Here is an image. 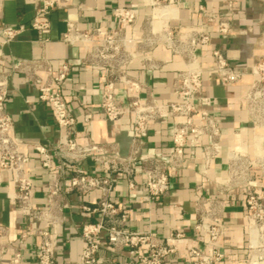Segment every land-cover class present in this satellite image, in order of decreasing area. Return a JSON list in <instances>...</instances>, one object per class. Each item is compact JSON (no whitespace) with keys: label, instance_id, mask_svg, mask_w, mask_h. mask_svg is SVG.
Wrapping results in <instances>:
<instances>
[{"label":"built area","instance_id":"built-area-1","mask_svg":"<svg viewBox=\"0 0 264 264\" xmlns=\"http://www.w3.org/2000/svg\"><path fill=\"white\" fill-rule=\"evenodd\" d=\"M31 1L39 2L30 28L37 34L35 42L41 52L36 57L11 58L8 68L0 70V182L4 174L12 186L6 197L16 212L44 224L20 235L21 238L35 236V264H58L55 260L58 235L54 228L62 221L60 196L70 192L97 194L91 204L78 207L85 218L79 229L83 245L78 264H97L100 237H104L113 252L127 250L131 264H163L176 252L174 245L163 242L149 230L127 229L128 213L111 199V194L115 175L133 188L134 178L139 174L148 199L161 198L170 189L172 173L197 158L207 168L220 156L218 144L223 139L220 119L207 109L212 102L210 97L200 94L206 72L226 86L249 78L240 96L245 124L233 133L243 135L249 126L251 141H240L226 150V174L216 181V186L221 192L235 188L243 191L245 264H264V201L257 184V179L264 181V51L255 56L247 70H239L211 43L213 30L220 36L231 32L242 0H225L223 13L209 12L200 4V20L192 24L180 18L179 0H138L136 4L114 5L110 9L116 22L113 29L102 25L80 28L76 22L65 19L58 40L66 46L80 48L76 64L63 58L52 60L44 53L52 40L50 12L66 8L72 0ZM24 28L20 24L0 22V59L3 46L14 41ZM259 45L264 48V31L259 36ZM157 48L165 50L170 58H156L153 52ZM203 57L210 59L209 69L203 67ZM135 62L148 74L161 71L168 62L178 63L171 83L172 97L157 100L149 86L129 72ZM76 67L91 68L102 74L97 108L108 124L107 142H96L90 135L95 110L77 93H65L66 80ZM15 74L26 78L35 89L38 102L49 108L59 130L53 145L23 142L15 136L14 120L5 108ZM75 108L80 109V122ZM163 120L170 124L168 155L141 152L149 127ZM124 124L130 136L127 154L119 152L115 140ZM30 152H35L39 165L49 175L44 207L34 204ZM87 159L93 162L94 170L81 168ZM196 202L203 208L194 225L201 246L184 247L186 263L219 264L224 259L225 227L217 201H202L199 197ZM7 231L8 227L0 223V253L8 247L4 241ZM182 236L176 232L169 238ZM9 264H23L19 251L12 252Z\"/></svg>","mask_w":264,"mask_h":264},{"label":"crops","instance_id":"crops-1","mask_svg":"<svg viewBox=\"0 0 264 264\" xmlns=\"http://www.w3.org/2000/svg\"><path fill=\"white\" fill-rule=\"evenodd\" d=\"M138 0H72L69 6L50 12L52 37L44 50L45 55L54 60L63 58L76 64L81 54L78 46H66L58 40L65 19L76 22L80 28L102 25L113 29L116 22L110 15V9L117 4H136ZM180 18L186 24L200 20L198 6L203 4L207 11L223 13L225 0H179ZM39 9L38 1L31 0H0V22L5 24L23 25L24 31L11 43L3 46L0 70L8 68L11 58H30L40 54L41 49L35 42L36 32L30 28L33 15ZM145 10H142L144 13ZM264 31V0H242L232 23V30L227 36H220L216 31L211 33V43L220 49L229 62L239 70H247L262 51L259 36ZM153 55L159 59L170 58L161 48L154 50ZM205 69L211 67L207 57L201 59ZM179 67L176 62H168L156 73H146L138 62L132 64L129 72L149 86L151 94L159 101L172 97V78ZM249 78H244L235 85L226 86L206 72L200 94L211 99L209 112L220 119L223 139L218 144L220 156L209 167L203 166L199 158L187 166L171 174L170 189L161 198L148 199L139 174L134 178L133 188L127 181L115 175V187L111 199L128 213L125 227L136 231H150L163 242L175 246L176 252L166 258L163 264H187L184 247L188 244L201 246L199 235L194 231V225L202 215V206L197 198L217 201L219 213L222 216L225 235L222 240L224 259L219 264H245L246 262V209L243 204V191L239 188L221 192L216 181L226 174V150L240 141H251V129L246 133H233L242 126L245 114L242 110L240 96L246 89ZM102 74L86 67H76L65 83V93H77L81 100L95 110L94 120L90 126V135L94 141L103 143L109 140L108 124L97 108L99 87ZM11 90L5 103L7 112L14 120V131L17 139L23 142L40 143L50 146L58 140L59 130L50 114L49 108L38 102L35 89L22 75L15 74L11 81ZM74 113L80 122V109ZM78 130L81 125L78 123ZM117 147L121 154H127L130 144L129 129L124 124L116 137ZM170 124L163 120L152 124L145 137L141 152L167 156L170 150ZM35 190L34 204L44 207L45 194L49 175L38 162L35 152H30V163ZM81 168L94 170L90 159L81 163ZM0 182V223L8 227L4 241L8 247L0 253V264H9V258L14 250L21 253L23 264H35L36 238L28 235L21 238L24 230L42 227V222L29 220L14 210L6 197V192L12 189L6 176L2 174ZM264 201V181L257 179ZM96 193L79 195L76 192L61 194L60 211L61 224L54 228L58 235V245L55 260L58 264H78L82 248L79 229L85 218L79 213L80 204H91ZM206 207V206H205ZM180 232L181 238H169L171 234ZM100 248L97 252V264H131L127 250L113 252L99 238Z\"/></svg>","mask_w":264,"mask_h":264}]
</instances>
